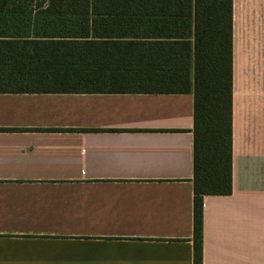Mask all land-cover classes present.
I'll return each instance as SVG.
<instances>
[{
  "label": "crops",
  "instance_id": "1",
  "mask_svg": "<svg viewBox=\"0 0 264 264\" xmlns=\"http://www.w3.org/2000/svg\"><path fill=\"white\" fill-rule=\"evenodd\" d=\"M193 94L0 93V264H193ZM201 264H264V0H233L232 186Z\"/></svg>",
  "mask_w": 264,
  "mask_h": 264
},
{
  "label": "trees",
  "instance_id": "2",
  "mask_svg": "<svg viewBox=\"0 0 264 264\" xmlns=\"http://www.w3.org/2000/svg\"><path fill=\"white\" fill-rule=\"evenodd\" d=\"M233 0H88L87 18L0 11V93L193 94V264L205 195L232 186Z\"/></svg>",
  "mask_w": 264,
  "mask_h": 264
},
{
  "label": "rangeland",
  "instance_id": "3",
  "mask_svg": "<svg viewBox=\"0 0 264 264\" xmlns=\"http://www.w3.org/2000/svg\"><path fill=\"white\" fill-rule=\"evenodd\" d=\"M88 0H0V11L15 14L78 16L87 18Z\"/></svg>",
  "mask_w": 264,
  "mask_h": 264
}]
</instances>
